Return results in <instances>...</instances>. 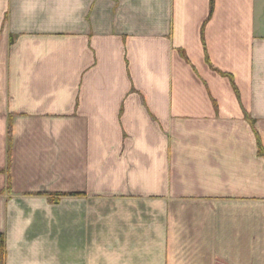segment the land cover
Returning <instances> with one entry per match:
<instances>
[{
	"label": "crops",
	"instance_id": "crops-1",
	"mask_svg": "<svg viewBox=\"0 0 264 264\" xmlns=\"http://www.w3.org/2000/svg\"><path fill=\"white\" fill-rule=\"evenodd\" d=\"M259 142L264 0H0L6 264H264Z\"/></svg>",
	"mask_w": 264,
	"mask_h": 264
},
{
	"label": "trees",
	"instance_id": "trees-1",
	"mask_svg": "<svg viewBox=\"0 0 264 264\" xmlns=\"http://www.w3.org/2000/svg\"><path fill=\"white\" fill-rule=\"evenodd\" d=\"M214 8H215V0H211V15L214 12ZM213 70L218 72L220 75H222L224 77H230V76L223 74L222 72L216 70L215 68H213ZM231 78L232 77H230V79ZM235 90H236V88H235ZM258 144H259V154L264 157V151H263L262 145L260 144V142ZM6 258H7L6 240H5V236L2 233H0V264H6Z\"/></svg>",
	"mask_w": 264,
	"mask_h": 264
},
{
	"label": "rangeland",
	"instance_id": "rangeland-1",
	"mask_svg": "<svg viewBox=\"0 0 264 264\" xmlns=\"http://www.w3.org/2000/svg\"><path fill=\"white\" fill-rule=\"evenodd\" d=\"M65 195H58L57 197L60 198V197H63ZM77 196H81V195H77ZM55 202L59 201L58 199L57 200H54Z\"/></svg>",
	"mask_w": 264,
	"mask_h": 264
}]
</instances>
